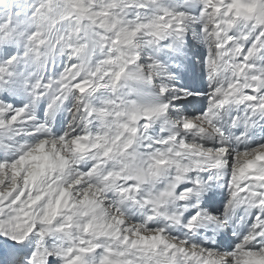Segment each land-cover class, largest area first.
Masks as SVG:
<instances>
[{"label": "snow or ice", "instance_id": "snow-or-ice-1", "mask_svg": "<svg viewBox=\"0 0 264 264\" xmlns=\"http://www.w3.org/2000/svg\"><path fill=\"white\" fill-rule=\"evenodd\" d=\"M0 264H264V0H0Z\"/></svg>", "mask_w": 264, "mask_h": 264}]
</instances>
